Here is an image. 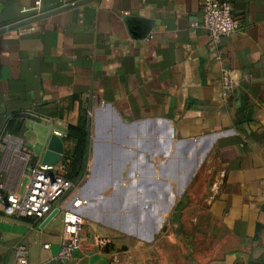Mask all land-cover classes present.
I'll list each match as a JSON object with an SVG mask.
<instances>
[{"label":"crops","instance_id":"obj_1","mask_svg":"<svg viewBox=\"0 0 264 264\" xmlns=\"http://www.w3.org/2000/svg\"><path fill=\"white\" fill-rule=\"evenodd\" d=\"M36 1L0 0V184L22 197L55 134L74 191L46 224L0 213V264H60L67 211L65 264H264V0H221L218 43L202 0Z\"/></svg>","mask_w":264,"mask_h":264},{"label":"built area","instance_id":"obj_2","mask_svg":"<svg viewBox=\"0 0 264 264\" xmlns=\"http://www.w3.org/2000/svg\"><path fill=\"white\" fill-rule=\"evenodd\" d=\"M40 9L41 0H37L32 8L22 10L21 14L39 12ZM191 27L206 30L213 43H218L222 38L239 30L231 4L221 0H202L201 18L193 22ZM234 87V80L228 71H224L222 88L225 94H230ZM73 191L74 184L56 174L54 167L36 165L30 171L29 182L22 197L15 193H4V186L0 184V213L18 218H34L39 223H44L53 213H56V216L60 212V201ZM80 205V200H73L74 207ZM85 231V224L77 213L67 211L64 214L59 250L55 256L56 262L65 264L74 259L85 241ZM93 243L101 250L102 243L98 239ZM14 257L16 264H27V248L23 245L17 246Z\"/></svg>","mask_w":264,"mask_h":264},{"label":"water","instance_id":"obj_3","mask_svg":"<svg viewBox=\"0 0 264 264\" xmlns=\"http://www.w3.org/2000/svg\"><path fill=\"white\" fill-rule=\"evenodd\" d=\"M63 142L62 140L55 134L51 135L47 149L43 155L41 165L46 167H54L56 166L61 157L63 155ZM56 213H53L43 224L49 222Z\"/></svg>","mask_w":264,"mask_h":264},{"label":"trees","instance_id":"obj_4","mask_svg":"<svg viewBox=\"0 0 264 264\" xmlns=\"http://www.w3.org/2000/svg\"><path fill=\"white\" fill-rule=\"evenodd\" d=\"M66 179H68L69 181H71V182L74 184V182H73V180H72V179H69V178H66Z\"/></svg>","mask_w":264,"mask_h":264},{"label":"rangeland","instance_id":"obj_5","mask_svg":"<svg viewBox=\"0 0 264 264\" xmlns=\"http://www.w3.org/2000/svg\"><path fill=\"white\" fill-rule=\"evenodd\" d=\"M24 181H25V180H24ZM24 181H23V182H24Z\"/></svg>","mask_w":264,"mask_h":264}]
</instances>
